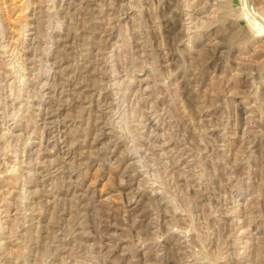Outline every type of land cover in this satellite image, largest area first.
I'll return each instance as SVG.
<instances>
[{
    "label": "rangeland",
    "instance_id": "1",
    "mask_svg": "<svg viewBox=\"0 0 264 264\" xmlns=\"http://www.w3.org/2000/svg\"><path fill=\"white\" fill-rule=\"evenodd\" d=\"M0 264H264V0H0Z\"/></svg>",
    "mask_w": 264,
    "mask_h": 264
},
{
    "label": "bare ground",
    "instance_id": "2",
    "mask_svg": "<svg viewBox=\"0 0 264 264\" xmlns=\"http://www.w3.org/2000/svg\"><path fill=\"white\" fill-rule=\"evenodd\" d=\"M263 18V17H262Z\"/></svg>",
    "mask_w": 264,
    "mask_h": 264
}]
</instances>
